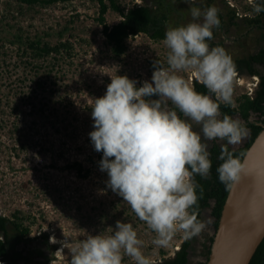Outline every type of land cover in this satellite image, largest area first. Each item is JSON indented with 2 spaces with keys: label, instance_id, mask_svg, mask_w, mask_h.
Returning <instances> with one entry per match:
<instances>
[{
  "label": "rangeland",
  "instance_id": "rangeland-1",
  "mask_svg": "<svg viewBox=\"0 0 264 264\" xmlns=\"http://www.w3.org/2000/svg\"><path fill=\"white\" fill-rule=\"evenodd\" d=\"M155 1L119 0L125 7L138 3L154 7ZM165 1L171 7L168 27L189 23L191 6L202 9L215 6L225 21L234 13L233 22L216 30L217 37H214V41L220 38L217 42H221L220 47L232 59L253 53L259 45H264L262 30L247 22L257 13L251 0H195L194 5L183 0ZM254 3L257 4L256 0ZM97 16L98 4L90 0L34 6L0 0V63L6 60L12 72L11 78H3L0 83L9 92L10 101L9 107L0 108V215L11 216L21 210L25 215L31 214L34 220L29 239L10 242L8 260L12 264H70V249L88 233L109 235L117 220L135 222L127 202L107 187V173L99 169L102 152L94 150L89 136L94 123L91 106L95 97L105 94L111 77L127 75L138 82V87L144 80H151L152 62L159 60L167 67L169 49L163 39L154 40L146 34H138L128 38V50L124 55L114 57L105 43ZM120 19L116 11L109 10L106 14L110 25ZM36 37L51 43L67 39L74 45L72 56L49 77L44 69L35 73L21 63L25 45L20 42ZM17 39L20 40L14 43ZM216 46L219 45L212 47ZM179 74L191 79L192 83L195 80L190 70ZM25 75L30 80L28 85L19 80ZM40 77L47 79L46 90L38 91V96L31 98L30 88ZM11 84H14L12 88ZM254 84L253 75L237 72L232 100L242 91L251 93ZM51 88L55 94L49 96ZM40 100L49 101L44 111L38 109ZM168 107H174L171 101ZM234 118L244 123L239 115ZM251 119L257 116L252 113ZM193 130L200 132V126L193 125ZM246 130L243 141L230 146L243 145L250 133L249 128ZM213 141L224 142L205 141L208 148ZM74 160L90 168L87 177H79L65 167ZM210 209L206 208L202 217L209 222L207 228L190 239L194 249L188 264H197L206 258L210 237L215 232ZM102 210L108 212V217L99 216ZM137 226L134 229L142 241V251L153 264H161L162 251L167 252L166 256L173 254L184 239L183 233L177 232L166 246H157L153 243L156 233L148 225L140 223ZM44 233L48 243L41 236ZM51 236L63 241V252L58 251L62 247L60 243L49 242ZM49 244H55V249ZM122 264L135 262L125 255Z\"/></svg>",
  "mask_w": 264,
  "mask_h": 264
},
{
  "label": "clouds",
  "instance_id": "clouds-1",
  "mask_svg": "<svg viewBox=\"0 0 264 264\" xmlns=\"http://www.w3.org/2000/svg\"><path fill=\"white\" fill-rule=\"evenodd\" d=\"M251 2L257 13L264 11V4ZM190 14L186 25L167 28L163 41L169 49L167 67L154 60L151 80L139 87L127 75L111 77L105 94L95 97L91 106L94 123L89 136L94 150L102 152L99 169L107 173V187L156 233L157 246H166L177 232L185 239L197 237L208 226L192 210L198 202L194 177L206 178L212 166L205 141L237 145L247 135L239 119L220 112V103L233 102L237 72L226 50L208 43L220 24L218 9L191 6ZM189 70L208 94L198 92L191 79L179 74ZM253 79L256 88L258 75ZM193 125L200 126V132ZM220 159V181H238L244 169L241 159L226 148ZM49 242L60 243L58 251L63 252V241L51 236ZM125 255L135 264H153L132 223L117 220L112 234L88 233L76 243L70 249V264H122Z\"/></svg>",
  "mask_w": 264,
  "mask_h": 264
},
{
  "label": "trees",
  "instance_id": "trees-1",
  "mask_svg": "<svg viewBox=\"0 0 264 264\" xmlns=\"http://www.w3.org/2000/svg\"><path fill=\"white\" fill-rule=\"evenodd\" d=\"M20 5H50L55 2H67L72 0H14ZM98 4V16L97 21L102 26V32L105 36V43L110 49L114 57H121L128 50L127 40L129 37L146 34L154 40H164L165 33L168 28L169 21V7L170 4L165 0H156V5L152 7L147 3L134 4L131 7L122 6L119 0H90ZM257 4H264V0H256ZM109 10L116 11L120 14L121 19L112 25L106 20V14ZM218 16L220 24L218 28H223L226 22L223 18V14L218 10ZM248 23L260 28L262 30V39H264V11L256 13L253 17L248 18ZM232 23V21L230 22ZM213 29V38L208 41L210 47L218 44L221 46V42H215L213 39L216 36V30ZM20 39L13 40L14 43ZM27 41L20 42L25 45L21 52V63L34 69L35 73H38L41 69H44L46 77H49L50 73L57 71L62 65V62L68 61L72 56V50L74 45L70 40H60L56 43L43 40L41 37L34 39L27 38ZM236 65V72L249 75H258L259 81L256 88L250 94L248 91L240 92L235 100L231 104L220 103L221 115H229L234 118L235 115H239L243 120L245 128H249V136L246 142L239 147H232L226 142L218 143L213 141L212 145L208 148L210 152V159L212 166L209 175L204 178L199 175L194 177L197 184L196 192L198 196V202L193 206V211L198 215V219L202 220L203 211L211 207L210 213L213 217V226L217 227L219 218L221 216L222 208L227 198L231 184H225L220 181L219 174L217 172L218 166L223 162L220 159L222 150L224 148L227 151L232 152L236 157H239L242 161L243 156L253 142L262 126L260 123H264V46H261L256 52L249 53L245 56L236 57L233 59ZM6 63V65H5ZM8 62L3 61L0 63V83L2 80L12 77V72L9 70ZM7 74V75H6ZM21 83L26 84L30 82L28 76H24L19 79ZM28 82V83H29ZM35 86L30 88L29 94L31 98L38 96V91L46 90L47 79L43 80L42 77L34 80ZM14 84H11V87ZM28 85V84H26ZM193 85L198 92L208 94V89L201 84L198 80L193 81ZM30 86V85H29ZM49 96L55 94L54 89H49ZM46 98H48L46 96ZM45 99V98H44ZM38 109L44 111L49 106L48 100H40ZM4 105H10L9 92L6 91L0 84V108ZM174 108V107H173ZM177 110L178 114L183 118V114ZM254 113L257 119L252 120L251 115ZM92 157H90V160ZM71 171H75L79 177H87L91 170L84 167L83 163L79 160L69 162L65 166ZM211 201L213 204L211 205ZM115 208V206H114ZM129 212L134 215L135 222L133 227L137 228L140 223L147 225L141 221L133 212L129 205ZM99 216L108 217V212L102 210ZM32 215H25L21 210L13 212L11 216L0 215V264H12L8 260L9 248L12 246L11 241L15 239L17 242H22L30 238L31 224L34 220L31 219ZM42 238L48 243L47 234H41ZM213 235L210 237V244L212 242ZM191 244L190 239H183L180 247L174 251V255L169 254L166 256L165 251H162L163 259L161 264H188L189 260V247ZM210 244L207 246L206 258L200 261L198 264H206V259L210 251ZM52 250L55 249V244H49ZM50 258L47 257V260ZM249 264H264V239L259 244L257 250L251 258Z\"/></svg>",
  "mask_w": 264,
  "mask_h": 264
},
{
  "label": "water",
  "instance_id": "water-1",
  "mask_svg": "<svg viewBox=\"0 0 264 264\" xmlns=\"http://www.w3.org/2000/svg\"><path fill=\"white\" fill-rule=\"evenodd\" d=\"M246 150L240 179L231 184L206 264H249L264 239V123Z\"/></svg>",
  "mask_w": 264,
  "mask_h": 264
},
{
  "label": "crops",
  "instance_id": "crops-1",
  "mask_svg": "<svg viewBox=\"0 0 264 264\" xmlns=\"http://www.w3.org/2000/svg\"><path fill=\"white\" fill-rule=\"evenodd\" d=\"M223 18H224V15H223ZM229 19H230V20H229ZM229 19H228V21H225V22H226V25H227V23L230 24L231 21L233 22V20H234V13H232V16H231ZM226 25H225V26H226ZM225 26H224V27H225ZM224 27H223V28H224ZM223 28H218V29H223ZM218 29H217V30H218ZM216 32H217V31H216ZM215 37H217V34H216ZM261 37H262V34H261ZM213 40H215V39H213ZM219 40H220V38H219ZM219 40H218V38H217V41H219ZM217 41H215V42H217ZM191 242H192V243L190 244V248H189V260H188V262L190 261V256H191V254H192V250L194 249V248H193V247H194V245H193V241L191 240ZM173 255H174V253L171 254V256H173ZM200 261H202V259L199 260V261L197 262V264H198Z\"/></svg>",
  "mask_w": 264,
  "mask_h": 264
},
{
  "label": "flooded vegetation",
  "instance_id": "flooded-vegetation-1",
  "mask_svg": "<svg viewBox=\"0 0 264 264\" xmlns=\"http://www.w3.org/2000/svg\"><path fill=\"white\" fill-rule=\"evenodd\" d=\"M261 46H264V45H259V46L257 47V50H258ZM257 50H256V51H257ZM256 51H255V52H256Z\"/></svg>",
  "mask_w": 264,
  "mask_h": 264
}]
</instances>
